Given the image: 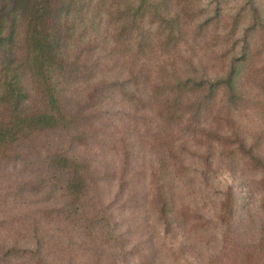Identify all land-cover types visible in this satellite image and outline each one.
Masks as SVG:
<instances>
[{"label": "trees", "instance_id": "obj_1", "mask_svg": "<svg viewBox=\"0 0 264 264\" xmlns=\"http://www.w3.org/2000/svg\"><path fill=\"white\" fill-rule=\"evenodd\" d=\"M222 170L261 201L247 240ZM150 216L264 264L257 0H0V264H158Z\"/></svg>", "mask_w": 264, "mask_h": 264}, {"label": "rangeland", "instance_id": "obj_2", "mask_svg": "<svg viewBox=\"0 0 264 264\" xmlns=\"http://www.w3.org/2000/svg\"><path fill=\"white\" fill-rule=\"evenodd\" d=\"M231 3H233V1H231ZM257 3L260 9L264 12V0H257ZM47 138L48 136L45 135L44 141ZM44 141L43 145H45ZM49 146H55L54 140H51ZM44 149L46 148L43 146L38 149V153L35 151L33 152V165H29V167L32 166L33 169H35V163H37V160L45 153ZM33 171L36 172V170ZM31 174L32 172L30 173L26 171L23 177ZM213 182L214 184L218 183V189H222L228 184L233 185V188L238 196L237 210L233 220L234 225H236L237 228V233L239 234V237L236 239L239 241L247 240L250 237V233L255 231V227L251 226V222L254 219H258L262 214L263 208L261 201L257 195L250 197V195L247 194V186L241 184L236 175H232L224 170L218 172ZM149 221L150 222H147L149 223L148 235L156 253H158L156 259L158 264H200L198 257L193 252V249L188 245L189 241L185 239L182 229L173 227L170 231H165L161 224L152 221V216H150ZM145 222L146 221L144 220V223ZM151 223L156 225H151ZM218 246H220V243H218ZM210 247L212 250L214 249L213 244H210ZM179 248H181V250Z\"/></svg>", "mask_w": 264, "mask_h": 264}]
</instances>
